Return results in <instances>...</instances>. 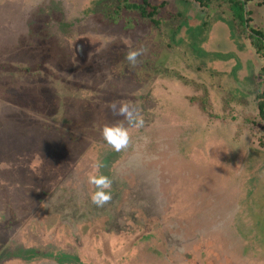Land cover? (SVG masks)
Returning <instances> with one entry per match:
<instances>
[{
    "label": "rangeland",
    "instance_id": "obj_1",
    "mask_svg": "<svg viewBox=\"0 0 264 264\" xmlns=\"http://www.w3.org/2000/svg\"><path fill=\"white\" fill-rule=\"evenodd\" d=\"M112 1L0 0V264H264V0L247 27L229 0H150L133 26Z\"/></svg>",
    "mask_w": 264,
    "mask_h": 264
},
{
    "label": "clouds",
    "instance_id": "obj_2",
    "mask_svg": "<svg viewBox=\"0 0 264 264\" xmlns=\"http://www.w3.org/2000/svg\"><path fill=\"white\" fill-rule=\"evenodd\" d=\"M144 53L145 49L143 48L130 49L126 53L125 59L130 67H135L138 63V58L144 55ZM110 107L115 114L122 116L128 125L136 128L144 126V118L135 106L121 102L119 106L113 103ZM101 134L107 145L114 151H122L129 145V130L123 122L105 125L102 128ZM101 167H103V165L101 163H97L95 165L97 174H90L88 177V182L96 189L90 193V199L97 207H103L112 199V180L108 176L99 173V169Z\"/></svg>",
    "mask_w": 264,
    "mask_h": 264
},
{
    "label": "trees",
    "instance_id": "obj_3",
    "mask_svg": "<svg viewBox=\"0 0 264 264\" xmlns=\"http://www.w3.org/2000/svg\"><path fill=\"white\" fill-rule=\"evenodd\" d=\"M115 1L116 0H113L111 2L112 7H107L104 5L103 8L105 9L102 12L104 17L106 16V19H109L110 21L115 23H122L123 21L124 26H133L132 23L135 20L145 21L146 19H150L152 23L156 25L159 23L157 14L162 4H154L150 0H119L116 4L117 7H115L114 4H112ZM207 2L208 0L206 1V3ZM228 2H230V8H232L235 19L242 23V26L244 25L245 27H247L249 18H247L248 13L246 12V3L240 0H229ZM124 12H126V16L128 14L130 19L125 16ZM131 19L132 23H130ZM250 36L252 38V43L257 51L264 55V33L262 31L254 30L253 33L250 34ZM261 72L264 75V66L262 67ZM260 99L262 100V102L260 103L259 107L264 113V98Z\"/></svg>",
    "mask_w": 264,
    "mask_h": 264
},
{
    "label": "flooded vegetation",
    "instance_id": "obj_4",
    "mask_svg": "<svg viewBox=\"0 0 264 264\" xmlns=\"http://www.w3.org/2000/svg\"><path fill=\"white\" fill-rule=\"evenodd\" d=\"M92 210H94V213H95V209H92Z\"/></svg>",
    "mask_w": 264,
    "mask_h": 264
}]
</instances>
